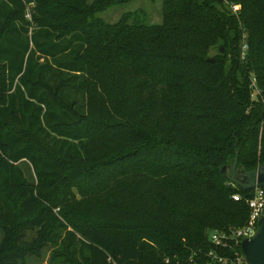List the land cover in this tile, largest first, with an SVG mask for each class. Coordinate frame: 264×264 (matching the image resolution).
I'll return each instance as SVG.
<instances>
[{
    "label": "trees",
    "instance_id": "trees-1",
    "mask_svg": "<svg viewBox=\"0 0 264 264\" xmlns=\"http://www.w3.org/2000/svg\"><path fill=\"white\" fill-rule=\"evenodd\" d=\"M130 1L0 0V264L39 256L64 226L57 207L82 238L61 241L70 264L201 263L211 231L248 219L250 191L221 168L234 152L245 170L264 163V31L239 50L243 28L264 27V0H229L238 15L161 0L160 22L141 8L99 16ZM219 44L241 80L207 60Z\"/></svg>",
    "mask_w": 264,
    "mask_h": 264
},
{
    "label": "rangeland",
    "instance_id": "rangeland-1",
    "mask_svg": "<svg viewBox=\"0 0 264 264\" xmlns=\"http://www.w3.org/2000/svg\"><path fill=\"white\" fill-rule=\"evenodd\" d=\"M229 2H231V1H229ZM229 2L222 1L223 5H226L228 8H229ZM236 4H239V3H236ZM24 5H25L24 15H23L24 20H26L30 26H33L35 24L33 15L35 13L36 4H35V2H31V3L24 2ZM218 5L219 4H217L216 6H218ZM239 6H240V4H239ZM160 7H161V0H132L129 3H127V5H118V6L113 5L107 9H105L103 12L99 13V16L104 18L106 23L115 24L123 12L133 11L135 9L141 8L143 10H146V13L148 14V15H146V18L148 19V21L150 23H155V22H160V20H161ZM218 8H220V7H218ZM243 29L244 30H241L242 32H241V40H240V47H239V50H241V51H242L243 43H245L247 45V48H248V44L250 42H252L253 38L258 33L264 31V27L261 29H250V31L245 30V28H243ZM219 46L223 48V51H224L223 53L219 52V48H220ZM232 56L233 55H232L231 50H229V48L227 49V47H225L223 44H219L217 46H214L209 51V58H213L215 60L214 57H216L219 64L222 65L225 73L231 71L232 74H234V76L236 78L241 80V78H239L238 75L233 70V66H232V63L230 61ZM248 66H249L248 69L251 70L250 77H249L250 78L249 86L252 87V88L249 87L251 90V100H258V99L260 100V97H259L260 91L258 94H256V92H255L256 80L253 79L254 74L252 71V70H255L257 63L252 60V62ZM3 75H4V72H3L2 68L0 67V84L3 80ZM261 130H262V127H261ZM138 156H139V154L137 156L134 155L131 158H128V160L136 159ZM235 159L237 160V153L236 152H234V155H232L230 157L228 163L225 164L221 168V169H223L222 172L224 174H228V175L231 174V170H232L231 167L234 164ZM19 166L22 168L26 178H28L29 180L35 179V175L32 171V168L27 161H25V160L21 161L19 163ZM257 167L255 169H257ZM255 169H252V170H255ZM238 171H245V172L247 171L248 172L249 170H245V169L243 170L242 167H239V165L236 161V164H235L236 176H238ZM74 194H75L76 199H79L81 197L79 190L76 188L74 189ZM54 213L56 214L57 218L62 222V224L64 226H60L55 231H53V233H52L53 238L51 237V240L48 241L47 246L42 249L41 254L39 256L31 259L29 264H70L69 263L70 259H69L68 255L65 253V250L63 248H61V245H60L61 241L64 242V244H65L70 239V236L68 234L69 232L74 233L75 237L78 240H82L80 234H78V232L74 231V229L72 228V225L68 224V220L66 221L67 217H69V219L72 218L71 212L65 210V211H62V213H61V211L57 207L54 209ZM51 230H54V229L51 228ZM1 235H2V232L0 231V237H1ZM36 236H38L37 231H30L27 235V239L31 240L33 237H36ZM76 246L78 248V254L84 252V247H82L81 242L77 243Z\"/></svg>",
    "mask_w": 264,
    "mask_h": 264
},
{
    "label": "built area",
    "instance_id": "built-area-1",
    "mask_svg": "<svg viewBox=\"0 0 264 264\" xmlns=\"http://www.w3.org/2000/svg\"><path fill=\"white\" fill-rule=\"evenodd\" d=\"M222 1L229 2V0ZM229 10L238 15L240 6L229 2ZM246 50L247 45L243 43L241 58L245 57ZM255 92L256 94L259 93L257 86ZM249 191L250 195L245 198V202L249 207V216L245 224L239 228L211 231L209 239L215 247L205 253V261L195 262L194 264H247L242 253L241 242L244 238L254 234L258 220L264 214V186L254 187ZM231 197L235 200L241 199L239 194H232Z\"/></svg>",
    "mask_w": 264,
    "mask_h": 264
},
{
    "label": "water",
    "instance_id": "water-1",
    "mask_svg": "<svg viewBox=\"0 0 264 264\" xmlns=\"http://www.w3.org/2000/svg\"><path fill=\"white\" fill-rule=\"evenodd\" d=\"M221 52L223 48H220ZM208 61H214L213 58H208ZM231 167V174H225L229 181L242 190H250L254 187L264 186V163L260 164L257 169L251 171H238V176L235 173V164ZM244 170V168H242ZM223 171V169H221ZM241 249L244 259L247 264H264V214L257 223V228L254 234L244 238L241 242Z\"/></svg>",
    "mask_w": 264,
    "mask_h": 264
}]
</instances>
